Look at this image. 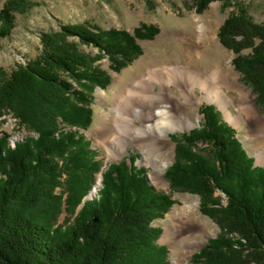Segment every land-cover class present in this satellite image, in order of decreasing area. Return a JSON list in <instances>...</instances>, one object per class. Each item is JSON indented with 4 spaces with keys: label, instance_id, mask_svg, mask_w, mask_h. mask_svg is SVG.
<instances>
[{
    "label": "trees",
    "instance_id": "obj_1",
    "mask_svg": "<svg viewBox=\"0 0 264 264\" xmlns=\"http://www.w3.org/2000/svg\"><path fill=\"white\" fill-rule=\"evenodd\" d=\"M189 1L201 13L215 0L184 4ZM32 5L29 0L4 3L0 40L11 33L16 13ZM158 31L145 24L132 34L67 24L41 34L36 58L10 73L0 68V111L11 112L29 132L14 139V145L11 135H0V264L168 263L167 247L157 243L162 229L152 222L174 200L155 189L133 161L104 170L90 140L78 130L91 124L95 87L110 81L95 65L97 58L80 44L99 47L118 70L141 53L138 38H153ZM218 36L234 52L236 70L264 109V23L241 8L224 20ZM201 112L202 126L177 139L176 160L166 171L172 189L199 194L203 211L223 229L195 259L203 264H264V166H254L236 129L214 105H203ZM201 141L211 145L210 151L199 147ZM100 172V197L84 200ZM216 188L225 193L226 205L215 195ZM64 204L67 215L59 222Z\"/></svg>",
    "mask_w": 264,
    "mask_h": 264
},
{
    "label": "rangeland",
    "instance_id": "obj_2",
    "mask_svg": "<svg viewBox=\"0 0 264 264\" xmlns=\"http://www.w3.org/2000/svg\"><path fill=\"white\" fill-rule=\"evenodd\" d=\"M6 1L0 0V10ZM29 1L33 2L32 7L24 13H16L15 26L11 33L9 36L0 40V68L6 73H10L19 65L36 58L41 51V34L43 32L57 31L63 25L88 23L90 25H97L105 30H127L131 34L136 27L142 24L156 26L158 28L159 31L153 38L137 39L141 53L137 56H132L130 61H127L118 70L114 68L111 57L101 52L99 47L80 44L82 50L89 53L92 57L97 58L95 65L110 75V81L106 87H95L90 106L92 109L91 124L87 129L78 130L90 140L91 148L95 152L96 158L102 161L104 170L108 169L111 164L119 163L123 160H126L128 164H131V161H133L134 164L145 171L149 183L155 189L168 193L174 200V203L165 212L164 216L156 218L152 222L153 226L162 229L157 243L167 247V264H172V254L174 251L170 247V240H162V236L167 225L177 222L176 218L171 216V213L176 209L178 211L181 210L188 203L195 204L194 208H189V213L197 220L203 221L206 230L210 233V237L203 246L194 250L189 263L203 264L196 261L195 255L206 246L210 239L222 234L223 229L215 218L203 211L202 199L199 194L172 189L170 181L166 177V171L176 160L177 139L184 132L189 133L192 129L202 126L204 115L201 112V108L203 105L211 104L220 112L221 118L236 129L237 137L241 140L249 156L254 157L257 166H264V160H258V155L264 153V131L255 135L253 133V124L249 121L240 119L239 124L235 125L227 119L224 110L219 105L207 100L203 101L197 110L190 114L196 122L194 126L181 131L170 132V140L175 144L173 148L175 160L173 159L166 168L164 175L166 184L164 185L151 180L153 166L146 162L145 156L147 153L144 148L138 144L127 145L126 151L121 156L108 158L107 150L98 141L99 139L96 138L94 129L101 120L107 119V114L111 112V106L114 103L113 81L115 78L122 77L124 81H132L136 76L143 74L142 69L144 66L152 64L162 66L170 62H184L183 58H178L181 55V45L177 44L176 40L178 34H185V37L190 40L196 36L197 42L201 45H207L206 48L210 51L209 54H206L203 59H196L200 67H211V64H216V62L218 63L220 61L228 62L229 66L227 65V70L233 75H239L240 83L249 92L250 97L255 99V95L242 81L241 73L236 70L233 64L234 52L221 43L218 32L224 20L230 14L237 12L241 8H245L254 21L264 23V0H215L201 13L196 12L191 1L188 2V5H185L184 0H150L151 4L147 3L146 0ZM204 34H206L207 38L204 37ZM167 40H169L168 43H166ZM75 41L77 40L75 39ZM173 50H176L177 53L174 58L170 55L173 53ZM244 52L248 53L249 50H245ZM149 56L152 57V60L146 61L145 59ZM191 65L193 66L194 64L191 63ZM125 71L129 72L125 75ZM197 91L200 93L199 90ZM230 95L233 99L239 97L235 92H231ZM256 106L260 116L264 118V109H261L257 103ZM230 109L232 116L239 115L235 107L230 106ZM3 132L11 135V141L29 133L24 126L20 125L18 119L11 112L3 113L0 111V135ZM11 144L14 145L12 142ZM199 147L205 151H210L211 149V145L206 141H201ZM65 178L66 175L64 173L62 180H65ZM102 187L103 174L100 172L96 175L95 184L91 191L84 197V200L98 199ZM61 191L62 188L58 187L57 193ZM215 195L221 197V203L223 205L227 204V197L221 189L216 188ZM77 211L79 210L77 209ZM66 215V204H64L59 222H63ZM95 219L97 218L94 216V222ZM97 220L99 222V219ZM229 237L235 242L238 240L234 234H229Z\"/></svg>",
    "mask_w": 264,
    "mask_h": 264
},
{
    "label": "bare ground",
    "instance_id": "obj_3",
    "mask_svg": "<svg viewBox=\"0 0 264 264\" xmlns=\"http://www.w3.org/2000/svg\"><path fill=\"white\" fill-rule=\"evenodd\" d=\"M204 37L207 38L206 34ZM176 40L181 45L178 58H183L184 62L144 66L143 74L132 81L115 78L111 112L94 129L96 138L107 150L108 158L121 156L127 145L138 144L144 148L147 153L145 160L153 166L151 180L164 185L166 168L174 159L175 144L170 140V132L194 126L196 122L190 114L203 101L219 105L235 125L240 119L249 121L255 135L264 131V118L259 114L255 99L240 83L239 75L227 70L228 62L220 61L202 68L196 59L209 54L207 45L197 42L196 36L190 40L185 34H178ZM175 54L176 50H173L170 55L174 58ZM145 60L151 61L152 57ZM231 92L239 97L233 99ZM230 106L237 109L238 116H232ZM11 142L14 144V139ZM258 160H264V153L258 155ZM192 207L195 204L188 203L181 210H174L171 216L177 222L165 227L162 240H170L174 251L172 264H190L194 250L203 246L210 237L203 221L189 213Z\"/></svg>",
    "mask_w": 264,
    "mask_h": 264
},
{
    "label": "water",
    "instance_id": "obj_4",
    "mask_svg": "<svg viewBox=\"0 0 264 264\" xmlns=\"http://www.w3.org/2000/svg\"><path fill=\"white\" fill-rule=\"evenodd\" d=\"M174 160H175V159H174ZM254 166H257V164H256V160L254 161ZM82 206H83V203L80 204L78 210H80V209L82 208ZM95 222H98V220L95 219Z\"/></svg>",
    "mask_w": 264,
    "mask_h": 264
}]
</instances>
